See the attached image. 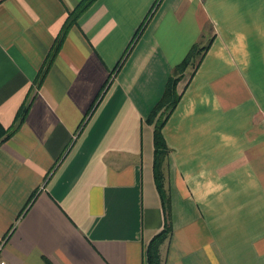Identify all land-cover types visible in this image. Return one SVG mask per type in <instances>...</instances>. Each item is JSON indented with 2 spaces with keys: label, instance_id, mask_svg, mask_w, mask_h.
I'll return each mask as SVG.
<instances>
[{
  "label": "crops",
  "instance_id": "0c3cea01",
  "mask_svg": "<svg viewBox=\"0 0 264 264\" xmlns=\"http://www.w3.org/2000/svg\"><path fill=\"white\" fill-rule=\"evenodd\" d=\"M80 1L0 0L1 125L31 101L0 143V258L146 264L167 217L161 264H264V0H92L36 86ZM208 42L161 129L165 206L145 118Z\"/></svg>",
  "mask_w": 264,
  "mask_h": 264
},
{
  "label": "trees",
  "instance_id": "16d2710c",
  "mask_svg": "<svg viewBox=\"0 0 264 264\" xmlns=\"http://www.w3.org/2000/svg\"><path fill=\"white\" fill-rule=\"evenodd\" d=\"M92 0H81L70 12H68V16L66 17L60 32L58 33L57 37L54 40V43L42 65L41 69L39 70L37 76L34 79V84L36 86L40 85L50 63L52 62L53 58L57 54L58 50L60 49L62 42L66 36V33L70 26L76 22V18L79 13L91 2ZM157 1V0H156ZM155 1V2H156ZM154 2V4H155ZM153 4V5H154ZM144 21L140 24L134 37L140 32L141 28L144 25ZM208 43L206 44H193L184 58L177 63L173 69L171 74L168 76L163 92L160 98L156 101V103L152 106L151 110L149 111L148 115L145 118L147 123L153 125V146H154V155H153V174H154V181L158 191L161 194L162 202L166 206L165 199L163 196L162 191V162L167 154V146L162 136V126L164 125L166 118L170 114V112L174 109L175 105L177 104L180 93L177 91V83L183 77L184 71L188 67H192V70L198 66L201 57L203 56L204 52L208 48ZM119 64V63H118ZM193 72V71H192ZM109 81V80H108ZM106 82V84L108 83ZM30 99L27 98L24 103L20 106L16 113V117L12 126L5 128L0 123V143L5 141L9 136L17 129L20 123L24 120V117L29 109L30 106ZM35 193H33L26 206L32 201ZM167 210V207H166ZM167 216V214H166ZM170 225L167 221L164 227L158 231L152 238L148 241L145 247V260L146 264H161L159 249L161 244L169 237L170 235Z\"/></svg>",
  "mask_w": 264,
  "mask_h": 264
},
{
  "label": "built area",
  "instance_id": "2783aa9c",
  "mask_svg": "<svg viewBox=\"0 0 264 264\" xmlns=\"http://www.w3.org/2000/svg\"><path fill=\"white\" fill-rule=\"evenodd\" d=\"M0 264H7L3 259L0 258Z\"/></svg>",
  "mask_w": 264,
  "mask_h": 264
}]
</instances>
